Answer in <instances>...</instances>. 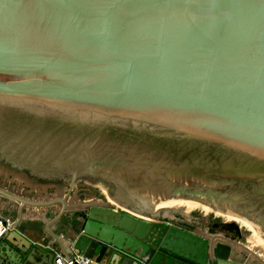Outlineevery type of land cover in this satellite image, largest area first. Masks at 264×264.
<instances>
[{"label": "water", "instance_id": "1", "mask_svg": "<svg viewBox=\"0 0 264 264\" xmlns=\"http://www.w3.org/2000/svg\"><path fill=\"white\" fill-rule=\"evenodd\" d=\"M0 164L112 188L49 222L74 214L49 245L67 260L242 264L163 218L224 212L264 237V0H0ZM17 227L13 264H34Z\"/></svg>", "mask_w": 264, "mask_h": 264}, {"label": "crops", "instance_id": "2", "mask_svg": "<svg viewBox=\"0 0 264 264\" xmlns=\"http://www.w3.org/2000/svg\"><path fill=\"white\" fill-rule=\"evenodd\" d=\"M0 190L6 194H0V215L14 220L18 224L16 230L32 243V249L38 252L35 257H32L34 264H48L47 258L45 259L42 253L62 254V247L58 243L49 246L54 240L53 234L63 237L64 249L72 237L73 233L70 229L74 217L73 212L64 214L55 223H49L61 210L83 211L92 205L109 203L87 187L76 185L72 189L69 187L68 190H65L57 184L34 180L29 178L27 174L16 172L1 166V164ZM18 198L24 201L23 205L18 202ZM59 199H63L64 202L59 201ZM53 200L56 201L54 204L49 206L44 204ZM163 220H170L199 235L211 238L214 244L220 241L231 245L234 260L242 264H264V252L262 250L252 246L249 241L235 238L223 230L215 228V223L211 225L207 218L177 216L174 219L165 217ZM76 227L74 231H78L81 225ZM22 242L13 241L12 244L0 239V245L2 244L0 254L4 255L3 259H0V264H13L14 261H18L21 257L20 254H22L19 249ZM24 242L27 243V241ZM258 243L263 244L264 242ZM4 248L5 250L2 251Z\"/></svg>", "mask_w": 264, "mask_h": 264}, {"label": "rangeland", "instance_id": "3", "mask_svg": "<svg viewBox=\"0 0 264 264\" xmlns=\"http://www.w3.org/2000/svg\"><path fill=\"white\" fill-rule=\"evenodd\" d=\"M46 183L51 184L52 182H46ZM52 184H55V183H52ZM57 185L62 187V188H65V190H68V188H69L68 182H58ZM77 186L78 187H84V188L87 187V188L91 189L93 192H95V194H97V196L102 197L104 200L106 199L107 201L112 203V201L110 200V198L108 196V195H110L112 188H106L100 181L90 182V181L86 180L85 178H82L77 183ZM190 202L192 204L195 203L192 201H190ZM200 208H202V207H200ZM177 216L178 217L182 216V217L186 218V217H189L190 215L175 213V214L170 215L168 217L171 219H174ZM200 218H202V217H200ZM203 219H205V218H203ZM207 220H209V222H211V225L215 223L218 226L223 227V229H226V231H224V232L232 235L235 238L242 239L244 241H249V243L252 246H254L255 248L262 250L264 252V243L263 244L258 243V242H264V240H260L262 238L264 239V237L247 233L248 230L250 229V225H249L250 223L249 222H246L245 220H243V222H242L243 224L241 222H238V221L235 222L234 220H230L228 218L221 216L220 213H216L213 217H211L210 219H207ZM203 225H206V224H203ZM251 227L254 228V226H251ZM256 229L261 231L259 227L257 228V226H256ZM255 240H257L258 242H256Z\"/></svg>", "mask_w": 264, "mask_h": 264}, {"label": "built area", "instance_id": "4", "mask_svg": "<svg viewBox=\"0 0 264 264\" xmlns=\"http://www.w3.org/2000/svg\"><path fill=\"white\" fill-rule=\"evenodd\" d=\"M14 220L0 215V239H3L12 230ZM54 264H95L94 259L86 258L81 255L77 256L74 261L67 260L62 254L56 253ZM140 264H146L140 262Z\"/></svg>", "mask_w": 264, "mask_h": 264}, {"label": "bare ground", "instance_id": "5", "mask_svg": "<svg viewBox=\"0 0 264 264\" xmlns=\"http://www.w3.org/2000/svg\"><path fill=\"white\" fill-rule=\"evenodd\" d=\"M190 202V201H189ZM191 203V202H190ZM194 205H196V206H198V207H202V208H208V207H205V206H203V205H201V204H199V203H197V202H195L194 203ZM218 213H220V215L221 216H223V217H225V218H228V219H230V220H234L235 222H243V220L244 219H242V218H239L238 216H234L233 214H228V213H224V212H218ZM226 215V216H225ZM246 221V220H245ZM246 222H248V221H246ZM250 223V222H249ZM243 224V223H242ZM252 223H250L249 225H250V227L251 226H254V228L256 229V226L254 225V224H252ZM257 230V229H256ZM261 238V237H260ZM260 240H264L263 238L262 239H260Z\"/></svg>", "mask_w": 264, "mask_h": 264}, {"label": "trees", "instance_id": "6", "mask_svg": "<svg viewBox=\"0 0 264 264\" xmlns=\"http://www.w3.org/2000/svg\"><path fill=\"white\" fill-rule=\"evenodd\" d=\"M215 228H218V229H221V230H223V231H226V229H223V227L218 226L217 224H215ZM230 229H231V228H230Z\"/></svg>", "mask_w": 264, "mask_h": 264}]
</instances>
